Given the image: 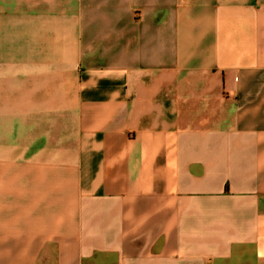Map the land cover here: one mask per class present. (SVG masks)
<instances>
[{"label":"crops","instance_id":"crops-1","mask_svg":"<svg viewBox=\"0 0 264 264\" xmlns=\"http://www.w3.org/2000/svg\"><path fill=\"white\" fill-rule=\"evenodd\" d=\"M0 264H264V0H0Z\"/></svg>","mask_w":264,"mask_h":264}]
</instances>
